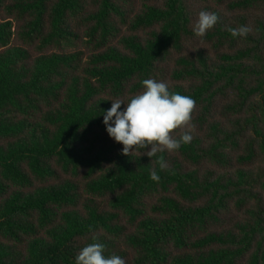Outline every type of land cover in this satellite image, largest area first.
Listing matches in <instances>:
<instances>
[{
	"label": "trees",
	"instance_id": "obj_1",
	"mask_svg": "<svg viewBox=\"0 0 264 264\" xmlns=\"http://www.w3.org/2000/svg\"><path fill=\"white\" fill-rule=\"evenodd\" d=\"M202 10L220 19L199 38ZM149 78L196 101V131L125 156L104 114ZM95 242L126 264H264V0H0V264Z\"/></svg>",
	"mask_w": 264,
	"mask_h": 264
},
{
	"label": "clouds",
	"instance_id": "obj_2",
	"mask_svg": "<svg viewBox=\"0 0 264 264\" xmlns=\"http://www.w3.org/2000/svg\"><path fill=\"white\" fill-rule=\"evenodd\" d=\"M216 12L200 11L193 26L195 35L203 38L219 22ZM251 29L248 26L228 28L233 38L246 37ZM143 90L127 99L112 101L103 118L106 131L115 142L123 145L122 154L141 155L142 149H148V157L158 153H173L193 139L196 126L192 123V114L196 101L187 95L170 91V85L164 81L149 78L141 81ZM121 105H125L121 111ZM111 122V123H110ZM161 170H169L163 156L158 160ZM175 175V172H171ZM150 179L160 182L159 174L152 170ZM91 230V226H89ZM95 240L96 238L93 237ZM105 245L99 242L83 247L75 258V264H126L118 255L106 257Z\"/></svg>",
	"mask_w": 264,
	"mask_h": 264
}]
</instances>
